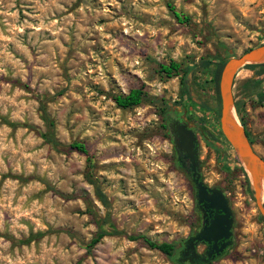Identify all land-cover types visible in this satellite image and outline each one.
<instances>
[{"label":"rangeland","instance_id":"obj_1","mask_svg":"<svg viewBox=\"0 0 264 264\" xmlns=\"http://www.w3.org/2000/svg\"><path fill=\"white\" fill-rule=\"evenodd\" d=\"M262 42L264 0H0V264H176L127 236L178 244L195 225L194 189L161 125L188 63L190 96L205 107L179 109L203 182L222 189L233 213L234 243L210 264H264V222L219 137L213 75L221 44L238 55ZM169 61L179 71L167 77L158 65ZM263 67L239 68L231 93L264 158V73L254 75ZM131 87L144 91L140 103L116 107L112 96ZM98 226L120 233L87 245Z\"/></svg>","mask_w":264,"mask_h":264},{"label":"water","instance_id":"obj_2","mask_svg":"<svg viewBox=\"0 0 264 264\" xmlns=\"http://www.w3.org/2000/svg\"><path fill=\"white\" fill-rule=\"evenodd\" d=\"M262 62H264V42L229 57L220 68L217 93L219 131L246 171L253 191L254 204L264 220V203L261 200L262 185L264 187V158L254 151L248 142L245 130L234 113L231 93L232 80L237 70L245 64ZM178 111L180 109L172 112L178 113ZM179 121L174 130V144L183 152L184 157L189 159L190 168L194 170L198 141L192 126L184 121L182 115ZM186 174L188 175L187 171ZM192 181L197 209L203 212L202 216L207 215V217L204 218V224L200 229L192 230L191 234L182 241V248L178 250L177 257L172 259V262L180 264L181 261L187 260L188 264H209L214 251H221L232 243L230 237L233 223L232 211L228 198L220 188L206 185L199 174L193 177ZM220 239L227 240L216 248V242ZM198 243L208 245L203 254H199L196 250Z\"/></svg>","mask_w":264,"mask_h":264},{"label":"trees","instance_id":"obj_3","mask_svg":"<svg viewBox=\"0 0 264 264\" xmlns=\"http://www.w3.org/2000/svg\"><path fill=\"white\" fill-rule=\"evenodd\" d=\"M167 6L172 11V14L174 15V17L177 20L182 21V20L187 19L186 16H181L180 13L174 11L173 6L171 4H168ZM220 48L223 50L225 57L219 58V55H216V57H218L220 59V62L218 64L217 68L213 72L215 83H217L219 70H220L222 64L229 57H231L233 55L231 53V51L225 47V45L221 44ZM253 66H264V64L263 63L245 64L243 67H253ZM192 67H193V64L188 63L181 69L182 75L180 76V100L177 103H175L176 105H174V104H171V105L168 104L167 105V108L165 110V113H164L162 119L165 117L169 108H172V107L181 108L182 106H184L185 102H188L187 105L189 106V105L194 104L195 101H198V99H194L190 96L189 84H188V80L186 79V74ZM158 71L160 73H163L167 77L171 76V75H176L179 71V63H177L175 61H169L168 63H160L158 65ZM261 72L264 73V67H263V69H261L259 71L256 70L254 72V75L255 76L259 75ZM143 96H144V91L141 89V87H131L124 94L113 95L112 100H113L116 107L128 108V107H132V106H135L138 103H140ZM199 106L205 107V105L203 103H200V102H199ZM234 107L236 108V111H237V109H238L237 106L234 105ZM40 119L44 122L45 125H51V121L49 120V118L47 117V115L43 109H41V111H40ZM243 128H244V126H243ZM218 134H219L220 139L226 145H228V143L225 141V139L221 135L220 131H218ZM40 135L43 138L44 142L50 148H52V149L57 148L58 142L54 139V136H53L51 131L46 129L44 132L40 133ZM68 146L73 150H76V151H78L84 155H87V150H86L84 144H82L80 142L74 141V142L69 143ZM96 197L102 205L106 204L104 196L99 190H96ZM260 219L264 222L261 215H260ZM119 233L120 232L117 231L114 227H111L110 231L107 232L98 226L95 235L90 238L87 245H89V244L92 245V244L96 243L102 236H104L106 234H119ZM127 238L130 240L140 239L148 248L158 250L159 252L164 254L168 259H173L176 248H177V244H174V242L165 241V240L155 241V240H152V239L146 237L145 235H138V234L128 235Z\"/></svg>","mask_w":264,"mask_h":264},{"label":"flooded vegetation","instance_id":"obj_4","mask_svg":"<svg viewBox=\"0 0 264 264\" xmlns=\"http://www.w3.org/2000/svg\"><path fill=\"white\" fill-rule=\"evenodd\" d=\"M179 108L176 107H172L168 109V112L166 113L165 117L163 119H161V125L162 128L164 129V133L167 136L168 141L171 143V149H172V155H173V163L175 164L176 167H178L179 169H181L184 172L185 177L189 180L190 184L192 185L193 189H194V182L192 181L193 177H196L197 174H199L202 178V175L200 173V168H201V163L198 161V155L195 158L196 164H194V170H192L190 168V164L191 162L189 161L188 158H185L183 155V152H181L176 145L174 144V130L176 128V124L180 123L179 121V117L182 115L184 118V121L188 123V121L186 120L184 111L180 110L178 111V113L172 112L173 110H178ZM245 129V134L247 137L248 142L250 143V145L252 146V141H253V137L250 135V133L248 132V130L244 127ZM192 130L194 131L193 127ZM195 133V132H194ZM253 148V147H252ZM198 149V147H197ZM197 154V152H196ZM186 171L188 172V175L186 174ZM194 171V172H193ZM193 173H195L194 175H192ZM203 180V178H202ZM215 187V186H214ZM222 190V189H221ZM224 193V192H223ZM229 202V201H228ZM196 203H195V199H194V210H195V225L194 227L189 231V233L187 234V236L185 238H187L190 234L192 230H198L201 228V226L204 224L203 220L204 218L207 217V215L202 216V211L197 209ZM230 206V205H229ZM231 209V208H230ZM232 211V210H231ZM233 216V213H232ZM231 239H232V243L229 246H225L224 248H222L221 251L215 252L214 251V255H211V259H210V263L215 260L216 258L220 257L221 255H223L225 252H227L229 250V248L233 245L234 243V233H233V223H232V227H231ZM184 238V239H185ZM182 239L181 241H179V243L177 244V248L175 251L176 257H177V253L178 250H180L182 248V241L184 240ZM227 239H220L216 242L215 247H219L220 243H222L223 241H226ZM200 247V250H198L197 248ZM208 248V245L205 243H198L196 245V250L199 254H203L204 251ZM175 257H173L174 259ZM209 263V264H210ZM180 264H188L187 260L181 261ZM206 264V263H203Z\"/></svg>","mask_w":264,"mask_h":264},{"label":"bare ground","instance_id":"obj_5","mask_svg":"<svg viewBox=\"0 0 264 264\" xmlns=\"http://www.w3.org/2000/svg\"><path fill=\"white\" fill-rule=\"evenodd\" d=\"M261 199L264 201V187L262 185V191H261Z\"/></svg>","mask_w":264,"mask_h":264}]
</instances>
